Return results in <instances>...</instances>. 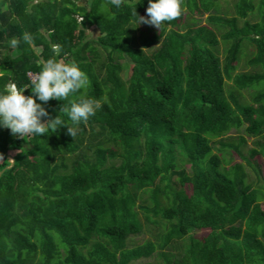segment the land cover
I'll list each match as a JSON object with an SVG mask.
<instances>
[{"label": "trees", "instance_id": "obj_1", "mask_svg": "<svg viewBox=\"0 0 264 264\" xmlns=\"http://www.w3.org/2000/svg\"><path fill=\"white\" fill-rule=\"evenodd\" d=\"M256 1L236 0L228 17L217 0H183L179 19L147 34L132 11L145 16L149 0H0V94L14 83L33 95L28 73L49 58L76 62L88 78L68 100L37 99L42 120L59 115L74 139L64 127L23 139L0 127V264H264V184L225 159L236 154L264 181ZM92 26L99 35L89 40ZM246 44L255 71L238 72ZM81 96L98 107L76 126L60 110ZM151 226L154 239L138 243Z\"/></svg>", "mask_w": 264, "mask_h": 264}, {"label": "clouds", "instance_id": "obj_2", "mask_svg": "<svg viewBox=\"0 0 264 264\" xmlns=\"http://www.w3.org/2000/svg\"><path fill=\"white\" fill-rule=\"evenodd\" d=\"M107 2L119 8L124 0ZM183 11V0H149L145 16H139L136 8L133 9L132 15L137 17L139 25H148L160 30L166 22L179 19ZM22 39L28 44L33 38L25 33ZM9 43L12 48H16L20 41L13 37ZM87 84V75L76 62L49 58L43 62L38 73L31 74L30 89L33 95H24L29 89L27 87L22 90L14 83L6 85L4 93L0 94V127L10 130L13 136L18 134L22 139L31 135L46 136L64 127L67 134L74 139L77 134L76 127L65 125L59 115L55 119L42 120L48 117L49 113L41 103H37V99L43 104L53 99L65 101L86 88ZM97 107L98 102L95 99L81 96L78 101L71 100L68 105H63L60 113L65 114L72 125L78 126L95 115Z\"/></svg>", "mask_w": 264, "mask_h": 264}, {"label": "rangeland", "instance_id": "obj_3", "mask_svg": "<svg viewBox=\"0 0 264 264\" xmlns=\"http://www.w3.org/2000/svg\"><path fill=\"white\" fill-rule=\"evenodd\" d=\"M217 1H218L220 14H223V15L228 16V17H231V16L235 15L234 4H235L236 0H217ZM258 1H256V2L258 3ZM84 4L87 5L88 2L84 1ZM206 16L207 15H205V17ZM248 20L250 22H256V21H258V18H256V17L251 15V16H249ZM243 22H244V20H241L240 24L242 25ZM140 29L144 33L151 34L152 31H154L156 28L151 27V26L140 25ZM243 34L244 35H248V34H250V32L247 29H243ZM98 35H99V33H98L97 29L95 28V26L89 27V30H88V39L89 40L97 38ZM254 53H255V49L251 45L246 44L245 48H244V54L242 55V57L240 59V63H239V66H238V72H252V71H255V69L252 66H250L249 62H248L249 59L253 56ZM220 56H221L222 60H224V58L226 56L225 46H224L223 43H221V45H220ZM128 76H129V71L127 70L125 72V74H124V77L127 78ZM232 85H233L232 82H228L227 83V89H230ZM254 93H255V90H253V89L243 91L242 92V100L247 102V103H251ZM243 134H245L243 130L241 131V133L240 132L238 133V131L233 130L231 132L230 136L237 137V136L243 135ZM247 140H248V147H246L245 150H247L248 148L254 147L253 141L255 139L254 138L253 139L252 138H247ZM216 147H219V146L216 144ZM215 152H217V151H215ZM225 159H226V161H228V163L226 162L227 166H232L235 163H243L246 171L249 174L248 181L249 182H251V181L254 182V186L255 187H259L260 185L264 184V181H257V178H256L253 170L247 165V163L245 161H242L236 154H233L232 156H229L228 154H225ZM257 160L260 162V164L262 166V172H263V175H264V158L259 156V157H257ZM187 191H188V193H190V188H188ZM152 233H156V228L153 227V226H151L150 230L147 228V230L143 233V235H141V236H139L137 238V242L138 243H142V242H144L147 239H154ZM206 235H207V232L203 231V232H198L195 235V237L199 238V239H202Z\"/></svg>", "mask_w": 264, "mask_h": 264}, {"label": "water", "instance_id": "obj_4", "mask_svg": "<svg viewBox=\"0 0 264 264\" xmlns=\"http://www.w3.org/2000/svg\"><path fill=\"white\" fill-rule=\"evenodd\" d=\"M31 46L34 48V45L32 43H31ZM9 159H10L11 165L8 166L7 169L12 168L14 166V163H15V161H14V159L12 157H10Z\"/></svg>", "mask_w": 264, "mask_h": 264}, {"label": "built area", "instance_id": "obj_5", "mask_svg": "<svg viewBox=\"0 0 264 264\" xmlns=\"http://www.w3.org/2000/svg\"><path fill=\"white\" fill-rule=\"evenodd\" d=\"M31 74H34L32 72L28 73L29 79L31 80Z\"/></svg>", "mask_w": 264, "mask_h": 264}]
</instances>
